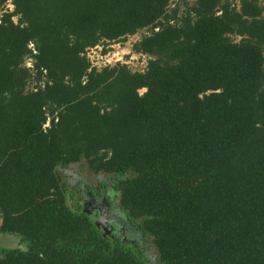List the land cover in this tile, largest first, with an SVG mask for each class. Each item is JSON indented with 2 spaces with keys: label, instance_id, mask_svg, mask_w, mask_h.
<instances>
[{
  "label": "trees",
  "instance_id": "obj_1",
  "mask_svg": "<svg viewBox=\"0 0 264 264\" xmlns=\"http://www.w3.org/2000/svg\"><path fill=\"white\" fill-rule=\"evenodd\" d=\"M183 1L0 0V232L26 246L0 264H264V2ZM144 29V71L94 65ZM81 161L123 234L62 181Z\"/></svg>",
  "mask_w": 264,
  "mask_h": 264
},
{
  "label": "rangeland",
  "instance_id": "obj_2",
  "mask_svg": "<svg viewBox=\"0 0 264 264\" xmlns=\"http://www.w3.org/2000/svg\"><path fill=\"white\" fill-rule=\"evenodd\" d=\"M172 4L171 7H175V5L180 4V11H184V1L183 0H171ZM189 3H194L196 0H187ZM264 2V0H262ZM6 9L13 10L14 5L12 4V0H8V3L6 5ZM5 9V10H6ZM15 21H17V17L14 18ZM147 30H140L137 34L129 36L128 39L124 42H112L110 43L107 48L108 52L106 54L102 55V51L104 49L103 46H99L93 49L89 50V56L93 60L94 64L98 67H104L105 65H115L119 62L125 63L133 71H144L147 66L148 57L147 55H141L140 53H135L133 51V44L140 40L143 35L147 34ZM108 56V57H107ZM106 62V63H105ZM143 93L144 90H141ZM58 174L60 175L62 181L67 185L69 188L70 193H74V199H78L80 203L83 205V197H80V193H87V190L89 188H86L88 186L93 187L95 190H97L101 196L104 195V197L108 196V192L105 190H99V183L107 182L110 183L108 174H94L92 171L88 169V165L85 161H81L78 163H75L74 165H71L69 168L62 169L58 168ZM111 186V184H110ZM81 187V188H80ZM113 188V186H112ZM83 190V191H81ZM103 191V192H102ZM101 198V197H99ZM119 205V200L115 196L113 197V208H110L109 215H113L115 218H121V216L117 213ZM112 210V211H111ZM121 220V219H120ZM122 221V220H121ZM126 221V220H125ZM123 222V221H122ZM127 224V223H126ZM125 223H122L120 231L123 234L125 231ZM126 240L128 242H133L138 244L142 249L147 251L148 256H153L155 253V249L151 242H148L146 245H143L144 242H142V239L138 237L129 236L126 237ZM22 245V248H26L25 244L21 243L20 237L18 235H11V234H4L0 232V246L1 247H19Z\"/></svg>",
  "mask_w": 264,
  "mask_h": 264
},
{
  "label": "water",
  "instance_id": "obj_3",
  "mask_svg": "<svg viewBox=\"0 0 264 264\" xmlns=\"http://www.w3.org/2000/svg\"><path fill=\"white\" fill-rule=\"evenodd\" d=\"M90 196H92L91 195V193H89L88 194V198L90 197ZM91 198V197H90ZM107 198L106 197H104V200H106ZM108 201V200H107ZM85 202V204H84V208H85V210L87 211L88 209H86L87 208V203H91V201H87V203H86V201H84ZM103 203V202H102ZM102 203H98V204H91V206L92 207H94V208H97V209H99L98 211H99V213H95V216L97 217V225L99 226V228H101L103 231H105V232H110L111 231V229H110V226H109V221L110 222H116L117 224H121L122 222H121V220L118 218H115V217H113V216H110V219H107V211H106V209H105V207L102 205ZM108 224V225H107ZM122 225V224H121ZM109 227V228H108Z\"/></svg>",
  "mask_w": 264,
  "mask_h": 264
},
{
  "label": "flooded vegetation",
  "instance_id": "obj_4",
  "mask_svg": "<svg viewBox=\"0 0 264 264\" xmlns=\"http://www.w3.org/2000/svg\"><path fill=\"white\" fill-rule=\"evenodd\" d=\"M81 191H83V190H81ZM87 192H89V189L87 190ZM85 195V196H84ZM80 197H83V202L84 201H86V203H87V201H91V203H87V208L86 209H88L87 211L88 212H93V210L94 209H96V208H94V207H92L91 206V204H98V203H102V205L105 207V209H106V211H108V210H110V208L112 207V209H114L113 208V202H111L110 203V198H108V196L106 197L107 199L106 200H104V195H99V196H90L89 198H88V196H87V193H80ZM99 197H101V198H99ZM108 200V201H107ZM84 204H85V202L83 203V208H84ZM85 209V208H84ZM112 211V210H111ZM96 213H99V211L98 210H96ZM94 214H95V212H94ZM100 214V213H99ZM110 216H113V215H109V212L107 213V219H110ZM114 217V216H113ZM122 222V221H121ZM122 223H124V222H122ZM121 223V224H122ZM109 226L111 227V226H113L114 225V222H110L109 221ZM107 224V225H108ZM126 224V223H125ZM129 236H130V234H129ZM126 237H128V234L126 235Z\"/></svg>",
  "mask_w": 264,
  "mask_h": 264
},
{
  "label": "built area",
  "instance_id": "obj_5",
  "mask_svg": "<svg viewBox=\"0 0 264 264\" xmlns=\"http://www.w3.org/2000/svg\"><path fill=\"white\" fill-rule=\"evenodd\" d=\"M30 48H31V49H34V52L36 53L35 46H34L33 43L30 44ZM107 57H108V56H107ZM30 63H31V59L28 60V64H29V65H30ZM105 63H106V62H105ZM94 65H95V64H94ZM97 67H98V66H97ZM98 68H101V67H98Z\"/></svg>",
  "mask_w": 264,
  "mask_h": 264
}]
</instances>
